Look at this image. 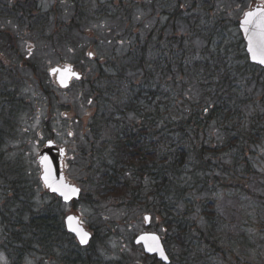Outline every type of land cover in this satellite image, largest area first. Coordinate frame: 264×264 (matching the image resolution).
<instances>
[{
	"label": "rangeland",
	"instance_id": "rangeland-1",
	"mask_svg": "<svg viewBox=\"0 0 264 264\" xmlns=\"http://www.w3.org/2000/svg\"><path fill=\"white\" fill-rule=\"evenodd\" d=\"M172 3L178 5L186 23L168 19L165 10ZM258 5L264 7V0H0V6L6 9L4 12L1 7L0 13V90L9 96L5 100L0 98V122L7 114L12 121L11 128H5L0 151L15 175L6 178L0 175V209L6 204L23 212L36 213L48 208L63 230L61 240L48 248L33 243L14 248L9 239L13 229L0 216V264H86L67 260L74 257L70 254L74 255L78 247L82 252L79 256L95 253L98 264H114L123 258V264H152V257L144 255L133 241L147 232L159 235L165 244L163 218L143 205L118 203L107 191L101 194L91 187L99 181L93 171H88L92 140L89 126L96 111L90 93L92 85L100 73L107 75L119 68L134 46L151 42L153 47L159 35L171 42L189 38L196 54L204 52L214 57L220 54L226 57L228 67L242 66L238 56L246 54L238 22L245 12ZM192 28L196 30L192 32ZM89 53L93 58L88 57ZM64 66L73 67L81 80L60 89L48 72ZM125 77L137 84L142 74L135 71ZM166 79L174 91L193 102L198 99L195 82L182 85V78L156 75L158 83ZM244 84V81L237 83L239 96L245 93L261 96L257 88L245 89ZM249 110L248 107L247 114ZM223 138L211 126L205 141L213 146ZM51 140L66 152L63 161L66 179L80 189L79 199L69 204L55 202L39 179L36 156ZM248 158L260 176H264V139L251 147ZM144 184L145 189L147 181ZM189 190L190 200L195 204L209 198L201 189ZM230 193L227 190L215 197L218 213L234 223V228L224 231L227 236L237 231V223L257 225L252 210L260 207L255 200ZM256 213L259 215L261 211ZM23 214L26 220L28 213ZM69 214L79 216L84 228L96 235L85 250L66 232L64 218ZM145 215L150 216L148 228L144 225ZM191 218L197 229L206 231L198 208ZM169 250L174 254L175 246L170 245ZM262 251L264 254V248ZM245 253L250 255L248 251Z\"/></svg>",
	"mask_w": 264,
	"mask_h": 264
},
{
	"label": "trees",
	"instance_id": "trees-1",
	"mask_svg": "<svg viewBox=\"0 0 264 264\" xmlns=\"http://www.w3.org/2000/svg\"><path fill=\"white\" fill-rule=\"evenodd\" d=\"M172 5L165 10L168 19L186 23L178 5ZM1 7L5 12L0 6V13ZM209 32L214 34L213 27ZM188 40L171 42L159 35L153 47L151 42L134 46L119 68L95 79L90 93L96 111L89 126L92 140L87 157L88 171L99 181L91 187L101 194L107 191L118 203L143 205L163 218V246L170 264H264V176L248 158L251 147L264 139V69L244 55L238 56L242 66L228 67L225 56L196 54ZM135 71L142 74L137 84L125 77ZM156 75L182 78V85L195 82L198 99L193 102L174 91L167 79L156 82ZM239 81L245 82V89L257 88L261 96H239ZM0 98L9 96L0 90ZM1 109L4 117L5 106ZM5 119L0 122V145L5 128L12 125L8 114ZM211 126L223 135L220 144L211 146L205 141ZM2 155L0 151V175L15 177ZM191 188L201 189L209 198L195 204L188 194ZM227 190L259 204V209L252 210L257 225L240 222L237 231L225 235L234 223L218 213L215 197ZM7 205L0 209V216L13 229L9 236L12 247L33 243L48 248L61 240L62 225L52 210L23 212ZM196 208L204 217L205 232L191 218ZM23 213H28L26 220ZM95 239L92 234L91 241ZM170 245L175 246L174 254ZM78 248L67 260L98 264L95 253L79 256ZM152 264L162 263L152 257Z\"/></svg>",
	"mask_w": 264,
	"mask_h": 264
},
{
	"label": "water",
	"instance_id": "water-1",
	"mask_svg": "<svg viewBox=\"0 0 264 264\" xmlns=\"http://www.w3.org/2000/svg\"><path fill=\"white\" fill-rule=\"evenodd\" d=\"M258 10H260L258 12ZM257 13L249 17L248 13ZM264 7L258 5L253 7L250 11L244 13L243 17L238 22V29L242 35L245 44V54L250 63L264 69V63H260V56H253L249 51L251 48H259L264 43ZM248 21L247 23L245 21ZM89 58H93V54H88ZM48 74L54 77L56 85L60 89H66L70 84L81 80V75L74 71L71 66H64L62 68L55 67L49 70ZM66 152L63 148H58L57 145L51 140L45 143V146L38 152L36 156V163L40 168L39 179L43 188L51 195L59 198L63 203L69 204L72 201L78 200L80 197V189L71 184L63 173V161ZM75 188V193H70L69 198L65 199L62 192H69V189ZM54 189H58L55 190ZM72 217L73 219H69ZM145 227H149L150 216H144ZM64 226L66 232L71 234L79 246L87 247L92 239V234L87 231L80 223L79 216L69 214L64 218ZM86 234V242H81V236ZM155 237V239H153ZM134 245L140 246L144 255L148 257H155L162 264H170L169 257L163 246L162 239L159 235L154 233L139 234L133 241ZM153 250H149V249Z\"/></svg>",
	"mask_w": 264,
	"mask_h": 264
},
{
	"label": "snow or ice",
	"instance_id": "snow-or-ice-1",
	"mask_svg": "<svg viewBox=\"0 0 264 264\" xmlns=\"http://www.w3.org/2000/svg\"><path fill=\"white\" fill-rule=\"evenodd\" d=\"M260 10H258L259 12ZM257 13H248L247 15L249 17L253 16V15H256ZM264 14V13H262ZM246 23L248 22L247 20L245 21ZM249 51H251L253 53V56H257L259 55L260 56V63H264V43L261 44V46L259 48H251L249 49ZM55 190H58V189H54ZM77 191V189L75 188H71L69 189V192L65 193V192H62L61 194L65 196V199H68L69 198V194L70 193H75ZM69 219H73L72 217H69ZM153 239H155V237H153ZM81 242L82 243H85L86 242V234L82 235L81 236ZM150 251L153 250V249H149Z\"/></svg>",
	"mask_w": 264,
	"mask_h": 264
}]
</instances>
